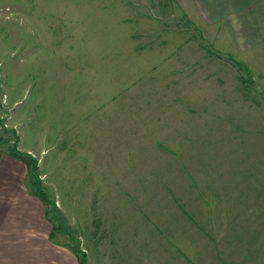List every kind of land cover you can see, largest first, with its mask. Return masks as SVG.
Segmentation results:
<instances>
[{"label":"rangeland","instance_id":"obj_1","mask_svg":"<svg viewBox=\"0 0 264 264\" xmlns=\"http://www.w3.org/2000/svg\"><path fill=\"white\" fill-rule=\"evenodd\" d=\"M190 1L0 0V138L79 261L264 264V58Z\"/></svg>","mask_w":264,"mask_h":264},{"label":"crops","instance_id":"obj_2","mask_svg":"<svg viewBox=\"0 0 264 264\" xmlns=\"http://www.w3.org/2000/svg\"><path fill=\"white\" fill-rule=\"evenodd\" d=\"M190 2L216 38L225 32L223 47L251 61L264 58V50L257 48L264 47V0ZM9 144L0 138V264H79L55 239L48 204L34 193L28 164L12 154ZM18 149L34 156L31 148L18 144Z\"/></svg>","mask_w":264,"mask_h":264},{"label":"trees","instance_id":"obj_3","mask_svg":"<svg viewBox=\"0 0 264 264\" xmlns=\"http://www.w3.org/2000/svg\"><path fill=\"white\" fill-rule=\"evenodd\" d=\"M10 151L15 156L22 158L28 164L32 175V184L34 187V193L37 194L46 203H48V196H46L45 190L41 185L40 178L38 177V170H39L38 160L31 153L23 152L19 150L17 143L10 147ZM79 264H88L86 255L80 258Z\"/></svg>","mask_w":264,"mask_h":264}]
</instances>
